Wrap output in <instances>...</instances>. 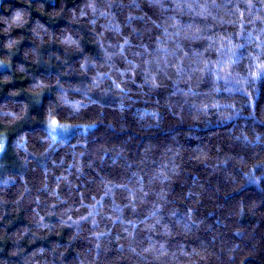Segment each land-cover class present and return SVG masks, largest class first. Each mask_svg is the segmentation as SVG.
I'll return each mask as SVG.
<instances>
[{"label":"trees","instance_id":"16d2710c","mask_svg":"<svg viewBox=\"0 0 264 264\" xmlns=\"http://www.w3.org/2000/svg\"><path fill=\"white\" fill-rule=\"evenodd\" d=\"M92 4L98 7L112 4L111 12L125 25V35L132 32L129 25L139 29L132 37L133 43L137 45L135 51H143V47L147 46L155 52L158 44L167 43L171 46L175 40L196 59H219L221 64L227 66L226 71L233 74L213 80L209 73L202 91L218 88L219 91L215 93L217 99L235 103L241 108L240 113L231 119L218 114L210 116L206 124H201L197 129L195 139L188 140L182 136L180 144L184 159L180 175L163 185L159 182L150 185L147 202L138 204L136 212L131 208L125 209L121 218L126 221L147 220L151 223L153 218L150 213L154 210L153 203L157 201L155 194L165 192L169 203L159 213L164 216L165 223L169 222L168 213L176 211L179 218L188 207H195L197 218L204 220V227L189 243L214 251L235 247L236 264H239L241 258L243 264H264V165L257 166L252 179H246L243 175L245 169L236 162L240 158L251 161L264 156V0H0V120L10 118L5 114L6 109L19 111L28 104L35 119L30 120L25 127L29 129V136L34 141L44 134L53 135L44 128L40 118L47 105L54 102L55 96L46 92L37 103L29 89L37 79H55L61 70L56 58L66 55L65 47L55 41L41 47V36L38 33L46 41L49 34L59 38L69 33H83L91 39V29L96 27L99 30L100 24L106 21V17H101L99 12L95 15L92 13L89 7ZM160 5L165 7L161 8ZM189 5L197 12L206 6L211 15L207 19L195 15ZM129 10H137L146 15L143 20L126 21L125 14ZM82 12L87 13L83 19L80 17ZM93 20L98 23L93 25ZM177 22L180 25L179 35H176L177 29L172 27ZM89 39L84 42L85 50L99 58L98 46L90 43ZM38 51L56 63L35 64L33 61ZM77 59L78 55H73L70 63H75ZM62 79L75 81L78 77ZM60 91L63 89L58 87L53 90ZM157 95L162 97L163 92ZM93 98L104 105L103 123L98 121L97 127L88 129L74 127L69 134L56 136L58 144L63 142L54 154L57 160L65 148L81 139L88 140L90 150L101 145L123 144L128 139L118 135V128L107 126L118 115L114 111L119 103L118 98L111 95ZM144 106L138 103L125 113L127 119L124 123L129 129L135 131L133 113L136 108ZM100 110L94 106L89 111ZM175 124V121L169 120L160 131L137 132L138 137H158L143 142V148L139 150L155 155L157 147L172 143L168 133L170 126ZM245 134L250 143L244 141ZM133 143L139 146L142 141L135 139ZM52 158L32 154L29 156L30 163L22 165L16 156L14 136L9 133L8 147L0 152V197L8 201L5 204L0 200V260H11L18 264L20 258L9 255L17 246L25 248L27 254L38 246L50 247L56 241L67 242V232L63 235L53 233L47 240H36L33 243H29L32 239V233L29 232L18 244L16 240L24 229L35 227V197H48V190L43 187L42 181L46 170L52 167ZM105 171L113 176L128 178L127 173L121 170ZM256 177H259L258 182ZM26 181L29 191L21 206H17L14 202L25 188ZM54 183L53 176L50 178V186ZM66 193L65 185L62 194ZM29 197L32 198L31 202ZM105 202L111 204L112 199L106 198ZM67 206L66 203L57 210ZM39 207L43 209L45 205ZM48 219L52 223H59L60 218L52 216ZM116 223L119 226L120 221ZM125 226L131 228V224ZM159 227L153 232L139 223L136 229L138 239L145 246L152 241L162 242L166 239L169 240V247L178 244L181 238L165 237L159 232ZM86 244V241L79 242L80 247ZM220 256L218 264H223L224 253L220 252Z\"/></svg>","mask_w":264,"mask_h":264},{"label":"clouds","instance_id":"9594fccd","mask_svg":"<svg viewBox=\"0 0 264 264\" xmlns=\"http://www.w3.org/2000/svg\"><path fill=\"white\" fill-rule=\"evenodd\" d=\"M89 7L94 15L99 12L101 17H106L99 30L96 27L91 29V39L83 33H69L59 38L49 34L46 41L38 33L41 36V47L55 41L65 47L66 55L56 58L60 62L61 70L55 79H37L29 91L34 94L37 103L46 92L54 94V102L47 105L40 118L44 128L53 134L58 131L69 132L74 127H97L98 121L103 123L105 112L104 105L93 97L114 96L119 100L114 109L118 115L107 126L118 128V135L128 139L123 144L101 145L91 150L88 148V140L81 139L65 148L57 160L54 154L62 147L63 142L58 144L56 135L44 134L35 141L30 138L29 129L25 127L30 120L35 119L31 115L30 106L25 104L19 111L6 109L5 114L10 118L6 121L0 120L3 125L0 128V152L8 147L11 132L16 156L22 165L30 163L29 156L32 154L41 158L53 157L52 167L46 170L42 181L43 187L48 190V197H35V227L24 229L16 237L17 244L29 232L32 233L29 243L47 240L53 233L63 235L67 232L66 243L56 241L50 247L38 246L27 254L25 248L17 246L9 253L10 257L18 256V264H218L221 260L220 252H223V264H236L235 247L214 251L189 243L204 227V220L197 218L195 207H188L179 218L176 211H172L168 213L169 222H164V216L159 213L169 203L165 192L155 194L157 201L153 203L154 210L150 213L153 218L151 223L147 220L126 221L121 218L125 209L131 208L136 212L138 204L147 202L150 185L156 182L163 185L180 175L184 159L180 144L182 136L188 140L197 138V129L201 124H206L212 115L218 114L225 119H231L240 113L241 108L235 103H226L216 98L218 88L202 91L209 73L213 80L233 73L227 72V66L221 64L219 59L194 58L175 40L171 46L167 43L158 44L155 52L150 51L147 46L143 47V51H135L137 45L133 43L132 37L139 31L137 27L129 25L132 32L125 35V25L111 12L112 4L103 7L92 4ZM189 9L205 19L211 15L206 6L198 12L191 5ZM145 15L137 10H129L125 14V20H143ZM85 16L87 13L80 14L81 19ZM91 23L96 25L98 21L93 20ZM172 27L177 29L176 35H179V23ZM165 31L167 33V29ZM86 39L98 46L99 58L85 50ZM73 55H78V59L75 63H70ZM33 62L56 63L50 57H43L39 51ZM74 76L78 77L75 81L62 79ZM57 87L63 91L53 92ZM160 92H163L162 97L157 95ZM138 103L146 106L136 108L133 113V131L124 123L127 119L125 113ZM94 106L101 110L90 112ZM169 120L176 122L170 126L168 133L172 143L157 147L155 155L146 150L140 151L143 142L158 137H138L137 132L160 131ZM135 139H140L141 145H135ZM243 139L250 143L247 134ZM236 162L245 169L244 177L252 179L257 166L264 165V156L251 161L240 158ZM107 169L121 170L127 173L128 178L110 175L105 171ZM53 176L55 183L50 186V178ZM256 180L258 182L259 177ZM25 183V188L14 202L17 206H21L29 191L27 181ZM65 185L67 193L62 194ZM188 195L191 196L192 193L189 192ZM196 195L199 197V193ZM109 197L112 199L111 204L105 202ZM0 200L8 203L2 197ZM28 200L31 202L32 198L29 197ZM66 203L67 207L57 210ZM41 204L45 205L43 209L39 207ZM52 216L59 217V223L50 222L48 218ZM118 220L119 226L116 223ZM139 223H143L147 230L153 232L157 231L159 225V232L163 236L181 239L171 247L167 239L162 242L152 241L145 246L137 236ZM128 224H131V228L125 226ZM81 241H86V246L80 247ZM0 264L14 262L0 260ZM239 264H243V258Z\"/></svg>","mask_w":264,"mask_h":264},{"label":"rangeland","instance_id":"374dc122","mask_svg":"<svg viewBox=\"0 0 264 264\" xmlns=\"http://www.w3.org/2000/svg\"><path fill=\"white\" fill-rule=\"evenodd\" d=\"M2 64H0V66H1ZM72 131V129L69 131V132H64V131H58L57 133H55V134H53V135H56V136H60V135H67V134H69L70 132Z\"/></svg>","mask_w":264,"mask_h":264}]
</instances>
